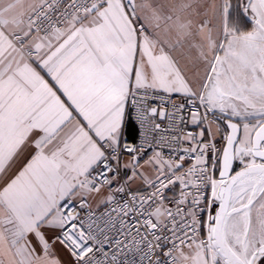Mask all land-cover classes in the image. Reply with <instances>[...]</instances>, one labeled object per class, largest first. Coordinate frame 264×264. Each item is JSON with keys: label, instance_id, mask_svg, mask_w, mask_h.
Listing matches in <instances>:
<instances>
[{"label": "snow or ice", "instance_id": "snow-or-ice-1", "mask_svg": "<svg viewBox=\"0 0 264 264\" xmlns=\"http://www.w3.org/2000/svg\"><path fill=\"white\" fill-rule=\"evenodd\" d=\"M0 264H264V0H0Z\"/></svg>", "mask_w": 264, "mask_h": 264}]
</instances>
